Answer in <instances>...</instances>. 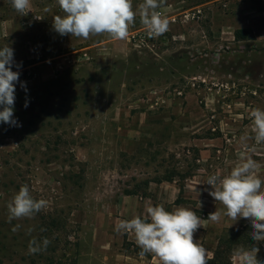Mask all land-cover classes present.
<instances>
[{"label":"rangeland","instance_id":"obj_1","mask_svg":"<svg viewBox=\"0 0 264 264\" xmlns=\"http://www.w3.org/2000/svg\"><path fill=\"white\" fill-rule=\"evenodd\" d=\"M32 7L22 16L0 0V48L13 49L19 72L18 126L0 122V264H76L94 242H107L110 200L195 173L198 153L183 145L190 135L173 136L176 118L162 111L189 113L184 124L194 107L264 109V0H163L167 19L197 17L169 21L172 34L149 48L132 41L145 29L139 16L126 40H84L54 30L53 17L63 15L55 0ZM192 92L194 103L186 100ZM24 184L47 207L9 222L7 204ZM33 238L51 243L30 254Z\"/></svg>","mask_w":264,"mask_h":264},{"label":"clouds","instance_id":"obj_2","mask_svg":"<svg viewBox=\"0 0 264 264\" xmlns=\"http://www.w3.org/2000/svg\"><path fill=\"white\" fill-rule=\"evenodd\" d=\"M12 8L22 16L27 15L32 0H9ZM63 15L53 17V28L60 35H71L88 40L105 35L115 41L126 40L129 29L139 16L140 23L150 38H156L169 30V20L160 9L163 0H143L136 9L133 0H55ZM46 8L45 11H50ZM14 51L8 45L0 48V122L18 126L14 117L15 85L19 72L12 70ZM24 87V85H21ZM27 103L25 107H27ZM252 136H242L239 163L227 174H212L206 184L212 187L209 195L223 209L210 213L207 220L219 222L222 216L237 222L249 220L253 240L264 242V180L258 175L260 165L252 158L254 146L264 144V109L252 108L249 112ZM48 202L35 199L27 184L22 185L7 204L8 220L31 219L47 207ZM144 217L134 216L116 224L118 232L132 233L140 248V255H152L157 264H208V250L194 240V233L204 225V219L195 211L178 206L171 211L162 204L149 205ZM232 225H230L231 227ZM17 228L19 225L16 226ZM15 230V229H14ZM51 241L44 238L29 242V253L45 250ZM256 245L237 247L234 255L240 264H264L258 259Z\"/></svg>","mask_w":264,"mask_h":264},{"label":"crops","instance_id":"obj_3","mask_svg":"<svg viewBox=\"0 0 264 264\" xmlns=\"http://www.w3.org/2000/svg\"><path fill=\"white\" fill-rule=\"evenodd\" d=\"M195 98L196 93L192 92L186 100L190 99L194 103ZM250 110L251 108L244 107V103L234 110L222 107L216 113L194 107L192 111L189 110L192 123L184 124L181 123V119L189 113L183 114L176 108H172V111H162L160 115L164 119H168L171 115L176 118L172 125L173 136L179 132L182 134L188 132L190 135L188 141H184L185 144L183 145L189 146L191 150L193 148V151L198 153L195 160L198 164L195 173L183 182L177 178H173L171 181L151 182L145 189L130 194H122L116 199L110 200L102 221L104 227L101 230L102 236L107 237V242L102 244L94 242L93 250L88 254L82 253L76 264H157L152 255L141 256L139 254L140 248L135 243L134 234L118 232L116 224L120 220H130L134 216L144 217L147 206L158 204H162L168 211L183 206L195 211L198 216L204 219L203 227L194 233V240L208 250V259L213 258L219 239L224 233L233 229L242 230L251 224L249 220L243 218L234 223L226 216H222L219 222L208 221L209 214L217 209L222 210L223 206L209 195L213 189L205 183L210 175L227 174L233 166L239 163V154L242 151L240 138L245 135H254L251 132ZM216 118H218V124L213 122ZM248 143L255 147V151L251 155L260 165L258 175L264 180V144L255 145L254 140H250ZM230 225L232 226L230 227ZM95 232L97 234V229ZM120 237L124 243H128L126 244L128 250L125 252L123 243L120 252L117 254L109 253V250L115 247V241ZM253 245L260 249L257 255L258 259L262 261L264 242ZM99 246H102L104 250L97 252ZM249 246L252 244L243 247L248 248ZM130 250L133 253L129 254ZM232 264H240L234 253Z\"/></svg>","mask_w":264,"mask_h":264},{"label":"trees","instance_id":"obj_4","mask_svg":"<svg viewBox=\"0 0 264 264\" xmlns=\"http://www.w3.org/2000/svg\"><path fill=\"white\" fill-rule=\"evenodd\" d=\"M253 231L251 224L242 230H228L220 239L214 256L208 259V264H232V257L237 246H248L249 244H260L252 239L250 233Z\"/></svg>","mask_w":264,"mask_h":264},{"label":"built area","instance_id":"obj_5","mask_svg":"<svg viewBox=\"0 0 264 264\" xmlns=\"http://www.w3.org/2000/svg\"><path fill=\"white\" fill-rule=\"evenodd\" d=\"M165 16V15H164ZM197 17L196 14L192 15V14H188V15H184L183 19H179L177 16H173L170 19H168L171 23L173 24H186L187 22H191L192 20H194ZM172 34V31L169 29L166 33H164L163 35L156 37V38H150L147 34L146 29H142L140 31H138L137 33H135L134 35H132V41L135 43L136 47H147L149 48V41L152 39L155 40H166L168 35ZM176 94L178 96H183L182 91H178L177 89L175 90Z\"/></svg>","mask_w":264,"mask_h":264}]
</instances>
